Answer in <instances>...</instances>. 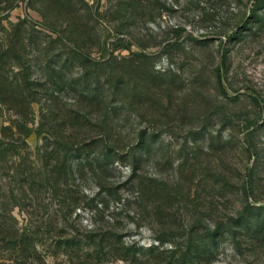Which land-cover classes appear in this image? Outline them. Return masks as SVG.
Masks as SVG:
<instances>
[{"label": "rangeland", "instance_id": "1", "mask_svg": "<svg viewBox=\"0 0 264 264\" xmlns=\"http://www.w3.org/2000/svg\"><path fill=\"white\" fill-rule=\"evenodd\" d=\"M18 263L264 264V0H0Z\"/></svg>", "mask_w": 264, "mask_h": 264}, {"label": "trees", "instance_id": "2", "mask_svg": "<svg viewBox=\"0 0 264 264\" xmlns=\"http://www.w3.org/2000/svg\"><path fill=\"white\" fill-rule=\"evenodd\" d=\"M66 11H67L68 13H71V11L69 10V8H67ZM68 27H69V30H70L71 32H74V31H76V32H81V31H80V27H82V26H79L78 23H75V22L73 21V22L70 23L69 26L66 27V29H68ZM51 221H52V220H51ZM52 222H53V221H52ZM107 223H108V222H107ZM15 235L18 236L19 239L17 240V242L14 241V244L17 245V246L19 247V251H20V252H23L27 247H28V248H32V249L35 248L34 245L36 244V242H35L33 239L28 238L27 235H26V232H22V233H20V234H19L18 232H16ZM3 241H6V238H4ZM12 242H13V241H12ZM28 253H29V251H28ZM18 258H20V257H18ZM26 258H27V256L23 255L20 259H23V260H24V259H26ZM18 264H22V263H18Z\"/></svg>", "mask_w": 264, "mask_h": 264}]
</instances>
